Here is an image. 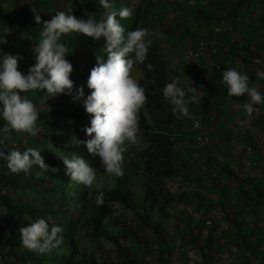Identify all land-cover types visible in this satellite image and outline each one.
I'll return each mask as SVG.
<instances>
[{
  "label": "rangeland",
  "instance_id": "obj_1",
  "mask_svg": "<svg viewBox=\"0 0 264 264\" xmlns=\"http://www.w3.org/2000/svg\"><path fill=\"white\" fill-rule=\"evenodd\" d=\"M109 2L117 11L122 7L130 8L137 14V28H147L154 34L151 37L153 43L150 46V60L158 59L165 84L178 77L180 86L186 92L185 99L192 95L188 92L190 85L196 87L202 96L200 103L187 104L191 118L179 111L174 114L173 105L163 96L164 87L155 88L141 70V64L134 68L133 75L145 87L148 96L139 118L144 114L151 121V111L157 109L173 114L176 118L170 129L156 128L140 132L138 143L130 146L124 154L123 165L124 175L127 170L133 171L129 180L131 187L142 193L141 186L146 182L158 193L172 199L166 207L169 217L162 221L164 233L167 235L170 264L203 263L199 248L188 237L191 217L204 223V237L208 234L212 236L211 245L214 247L212 264H264V210L251 211L246 208L248 213L243 228L240 230L238 226L233 225L228 216L232 214L230 206L236 208L240 205L237 199L239 181L234 175L231 176L223 170V166L227 165L245 178H254L264 188V135L261 133L264 124L252 123L256 114L263 113L264 104L253 105L254 111L249 115L243 105L250 101H235L230 96H220L227 87L222 80L223 71L235 68L249 75L250 86L254 84L256 72H264V0H109ZM238 3L241 6L235 10ZM102 9L103 11L94 19L95 10L87 4L77 5L73 0H52V4H43L37 11L42 21L50 20L58 11H64L78 19L86 20L91 17L99 22L106 18L107 10ZM125 20L128 19L120 22ZM38 25L42 27V23ZM3 28L11 29L10 34L4 33L5 39L18 36L29 42L28 48L33 50V42L20 28L1 24L0 30ZM60 42H64L69 49L66 59L74 68L70 78L74 82L81 78L88 80L91 69L97 64V55L105 53L103 49L105 41L73 33L63 36ZM2 51L17 55L11 49ZM33 58L36 60L35 53ZM35 62L21 58L19 70L26 74ZM65 95L68 94L48 99L46 92L35 91L27 93L26 96L37 109H41L53 102L64 101ZM197 120L199 127L194 126ZM37 123L40 131L35 136L12 131L19 138L11 141L40 152L48 150L51 158L59 164L57 172L42 171L52 181L47 183V191L43 190L41 193L44 199L55 200L63 192L79 200L95 196L98 192L96 187L87 189L81 184L71 182L70 177L65 174L62 160L55 153L63 152L69 157L73 153L78 154L90 166L96 168L97 180L102 184L99 191L117 184L120 177L108 175L98 155L89 153L86 145L73 141V137L80 139L69 116L51 114L46 120L38 119ZM53 135L63 139L65 145L55 141ZM169 146L172 149L170 166L164 158L157 159L156 154L153 157L155 160H151L153 150ZM1 169L11 172L7 162L1 165ZM161 169L170 170L171 174L158 175L157 172ZM210 177L216 181L213 179L209 181ZM16 193L26 200L38 199L30 194L31 189L28 188L25 191L17 190ZM110 206L114 215L125 220L128 225L140 228L137 218L124 204L111 202ZM0 211L3 212L0 213V244H5L7 249L24 250L21 245L14 247L15 239L12 237L14 228L10 226L8 219L11 216L15 220L14 215L4 210L1 204ZM250 211L254 214H250ZM254 215H258L257 218H254ZM21 223L27 226L28 220L23 218ZM143 228L141 235L153 237L157 241L148 256L150 264H162L158 258L162 244L148 226L143 225ZM76 237L80 247L95 252L101 262L103 258L108 260L116 254L112 242L94 239L83 224L79 225ZM245 239L254 244L248 247ZM6 256L7 263L0 264H19L18 259L13 258L11 253L7 252Z\"/></svg>",
  "mask_w": 264,
  "mask_h": 264
},
{
  "label": "clouds",
  "instance_id": "obj_2",
  "mask_svg": "<svg viewBox=\"0 0 264 264\" xmlns=\"http://www.w3.org/2000/svg\"><path fill=\"white\" fill-rule=\"evenodd\" d=\"M99 3L107 10L106 18L99 22L91 17L78 19L64 11H58L50 20L42 21L39 11L32 8L36 23H42L40 40L33 46L36 62L25 74L19 70L21 57L3 53L0 49V116L6 121L3 126L5 134L15 131L35 136L40 131L37 123L39 110L32 100L22 94L43 91L49 99L71 94L74 90V81L70 78L74 68L66 59L69 49L60 42L61 38L75 33L97 41L103 39L107 58L97 55V64L91 69L87 81L91 93L83 101L85 111L91 117L90 126L84 129L90 139L80 141L73 137V141L86 145L89 153L98 155L108 175L121 177L124 175V154L139 141V113L148 99L145 87L134 77L133 72L137 64H143L147 59L154 34L147 28H137L125 34L126 30L120 21L131 18L132 10L128 7L114 10L109 0H99ZM4 33L10 34L11 29L0 30V44L7 43ZM147 67L153 70L152 64ZM256 76L264 79V72L257 71ZM222 80L229 96L247 95L250 98V103L243 105L247 114L253 113V105L264 104V93L249 86V75L229 68L223 71ZM188 92L192 95L185 99L186 92L180 86L178 77L165 84L163 96L173 105L174 114L179 111L190 117L187 104L201 102L202 96L196 87L190 85ZM83 96L81 87L75 99ZM194 126L199 127L198 120ZM55 155L62 160L65 174L71 182L87 189L97 188L96 203L102 206L104 193L99 191L102 184L97 180V169L78 154L73 153L69 157L60 152ZM0 158L7 161L8 169L15 174H29L33 167L43 172L59 171L45 162L40 150L31 147L21 152L16 149L5 151L0 146ZM62 231L61 227H50L47 220L40 218L27 226L21 225L19 236L23 247L43 254L62 242V238H59Z\"/></svg>",
  "mask_w": 264,
  "mask_h": 264
},
{
  "label": "trees",
  "instance_id": "obj_3",
  "mask_svg": "<svg viewBox=\"0 0 264 264\" xmlns=\"http://www.w3.org/2000/svg\"><path fill=\"white\" fill-rule=\"evenodd\" d=\"M73 1L77 5L84 3L92 7L95 10L93 15L94 19L96 15L98 16L100 11H103V7L99 3V0ZM43 4H52V0H0V25L7 24L17 26L35 45L40 40L42 27L36 23L34 17L35 13L32 11V8H40ZM239 6H241L239 3L236 4L234 9L237 10ZM200 11L204 13L202 10ZM128 20L121 22L126 30L125 34H127L128 31L137 29V14L132 12V16ZM6 40V44H0V49H11L21 58L36 61L33 58V50L28 48V45L30 46L29 42H26L23 38L18 36L9 37ZM150 52L151 49L149 48L147 59L140 65V68L152 85L157 89H161L165 85V78L162 77L158 59L150 60ZM104 55L106 59V53H104ZM148 64L153 65V70L150 71L148 69ZM253 79V86H249L256 87L261 93H264V79H260L257 76ZM87 81L88 80L85 78L75 80L74 92L65 95L64 101L59 100L51 103L46 108L38 109L39 119L46 120L48 115L51 114H65L73 120L80 141L90 139L86 131H84L86 127L90 126L91 120L83 104L84 99L91 93ZM81 87H83L84 96L80 99H75ZM22 95H27V93ZM220 96H229L227 87ZM230 97L235 101H250L247 95ZM151 114V121L148 120L144 114H141L139 118L140 132L156 128L170 129L174 125V122H176V118L173 114L164 113L162 109L152 110ZM5 123L6 121L0 116V146H3L5 151L16 149L23 152L26 150L27 147L23 144L11 141V139H18L19 137L17 135L13 134V132L9 134L3 132ZM252 123L263 125L264 111L261 114H256L252 119ZM261 133L264 135V127ZM53 138L61 145H65L63 139L59 138V136L53 135ZM159 148L153 150L151 160H155L153 157L156 154L157 159L164 158V161L169 164L172 154L171 146L168 148ZM41 156H43L44 160L49 163L50 166L58 168L59 164L51 158L48 150L41 151ZM5 162H7L5 159L0 158V204L4 210L10 211L15 218L14 220L8 215V219H10L9 224L14 228L12 232V237L15 239L14 247L18 245L22 246L19 228L23 225L21 223L23 218H26L28 223L44 218L47 220L50 227L59 226L63 231L59 234V238H62V242L43 254L29 251L25 247L24 250L7 249L5 244H0V262L7 263L6 253L8 252L12 254L13 258L15 257L18 259L17 261L19 264H150L148 256L152 253L153 246L157 241H155L153 237L150 238L146 235H141V232L144 230L143 225H146L152 230V233L158 237L160 244H162L158 253V258L161 263L170 264V256L167 251V235L166 232L164 233L165 228L162 221L169 217L166 207L170 204L172 199L158 193L146 182L141 186L143 190L142 193L136 188L131 187L129 180L133 172L132 170H127L125 175L119 178L114 187L101 190L104 193V203L101 206L96 203L98 192L95 196H87L79 200H76L75 197H69L63 192H61L55 200L52 198L44 199L41 193L43 190L47 191V183H51L52 181L49 180L47 175L43 174V170L33 167L29 174L23 172L15 174L1 169V165ZM223 170L231 176L234 175L239 181L237 199L240 205L236 208L230 206L232 214L228 217L230 222L238 226L241 230L246 224L248 213L246 208H249L251 211L260 210L261 212L264 210V188L254 178H245L238 174L235 169L228 168L227 165L223 166ZM157 174L170 175L171 171L161 169ZM212 179L216 181V179L212 177H210L209 181ZM27 188L31 189L30 194L38 199L33 198L26 200L16 193L17 190L25 191ZM39 199L41 200L39 201ZM111 202H120L124 204L137 218L140 223V228H134L128 225L125 220L119 216L114 215L110 206ZM251 211L250 214L253 215L254 213ZM0 213L3 214L1 211ZM257 216L258 215H254V218H257ZM80 224L86 227V231L90 233L94 239H104L112 242L115 245L116 251L114 257H109L108 260L103 258L101 262L99 261L100 257H98L95 252L82 249L76 237ZM204 229L205 225L200 219L191 217L188 227V237L190 241L199 248L203 256L202 264H212V252L214 251V247L211 244L213 239L210 234L205 237L203 236ZM244 241L248 242L246 243L248 247L254 244L250 240L245 239Z\"/></svg>",
  "mask_w": 264,
  "mask_h": 264
},
{
  "label": "built area",
  "instance_id": "obj_4",
  "mask_svg": "<svg viewBox=\"0 0 264 264\" xmlns=\"http://www.w3.org/2000/svg\"><path fill=\"white\" fill-rule=\"evenodd\" d=\"M201 137H199V140H200ZM251 149V147L249 146V150Z\"/></svg>",
  "mask_w": 264,
  "mask_h": 264
}]
</instances>
